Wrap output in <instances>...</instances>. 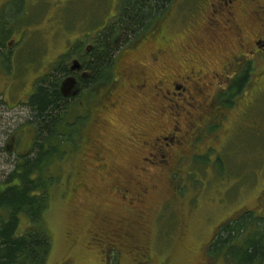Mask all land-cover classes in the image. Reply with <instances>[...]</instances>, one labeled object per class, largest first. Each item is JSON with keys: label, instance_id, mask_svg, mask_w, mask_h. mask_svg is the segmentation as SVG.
Segmentation results:
<instances>
[{"label": "rangeland", "instance_id": "obj_1", "mask_svg": "<svg viewBox=\"0 0 264 264\" xmlns=\"http://www.w3.org/2000/svg\"><path fill=\"white\" fill-rule=\"evenodd\" d=\"M114 1L0 0V29L4 18L11 20V11L20 5L24 9L21 18L12 15L14 24L7 26L0 55V183L17 162V156L11 155L13 149H7L14 143L13 137L29 144L36 136L27 94L36 82L49 79L46 74L67 41L101 32L115 13ZM209 2L174 0L169 4L163 14L164 55L157 63L148 59L156 45L147 34L135 50L126 48L115 54L118 58L112 72L117 81L109 92L115 108L102 112L100 108L87 125L85 119L76 124L79 110L66 114L65 125L77 134L72 142L63 144V160L49 167L45 175L51 180L50 204L44 214L52 238L47 264H137L146 260V264H216L205 246L214 239L211 233L218 231L220 221L245 211L264 216V60L252 63L248 94L235 99L238 107L243 106L258 90L248 115L240 114L244 110H229L236 119L231 136L213 140L208 130L201 141H213L198 144L199 152L187 157L197 149L190 146L192 110L187 112L182 100H192L198 107L202 99L186 78L206 89V84L222 83L228 74L224 66L231 71L239 64L231 59L237 50L231 37L208 38L205 11ZM246 2H237L234 12L247 32L251 23L243 13ZM110 20L114 22L108 24L116 23L114 17ZM123 41L119 37L115 45ZM235 55L239 57L238 50ZM215 73L219 74L216 80ZM142 76L149 79L152 96L159 81L166 90L172 91L168 82H176L185 84L188 91L182 97L165 94L164 99L152 100L130 87L133 78ZM62 79L60 75L59 81ZM111 82L99 87L95 101L107 105L103 94ZM135 83L144 85L142 79ZM209 90L214 96L212 90H219L218 85ZM62 130L65 132L64 127ZM87 139L89 150L84 147L83 152L79 142ZM156 139L159 145H155ZM120 191H127L126 200ZM137 194H142L140 201L130 208L128 200H137ZM117 231L126 236L127 247L113 251L116 247H111L108 238ZM222 251L226 255L229 250Z\"/></svg>", "mask_w": 264, "mask_h": 264}, {"label": "trees", "instance_id": "obj_2", "mask_svg": "<svg viewBox=\"0 0 264 264\" xmlns=\"http://www.w3.org/2000/svg\"><path fill=\"white\" fill-rule=\"evenodd\" d=\"M173 1H114L118 8L116 23L107 28L112 15L107 19L103 32H99V46L93 52L94 62L90 65L99 87L113 79L112 68L118 58L115 54H121L126 48L135 49L143 37H146L145 34L152 32L150 30L154 23L166 13ZM8 5L9 3L4 5L5 10ZM19 7L21 8L11 11L9 22L5 18L3 20L0 29V55L3 54V42L8 35L7 26L14 24L12 15L18 14L21 18L24 13L23 7ZM120 36L125 41L116 46L114 40ZM7 60L10 59L7 57ZM62 64L61 58L53 67L55 75L52 73L47 76L48 80L36 82L34 93L27 103L36 126L33 149L25 157L24 165L19 164L17 158L15 169L0 183V264H46L51 253L52 238L44 220L51 199L48 192L51 180L45 175L48 174L49 167L55 163L58 165L63 160V144L72 142L71 138L76 133L63 121L67 113L75 110L76 104L70 105L59 90V77L65 72ZM245 77L246 73L243 79L236 82V91L241 92L245 87L248 80ZM35 177L36 179H31ZM25 220L29 226L19 235L23 229L21 224ZM221 224L214 239L208 242L213 256L223 257L232 264H264V218L252 211H245L241 215L222 220ZM225 248L229 250L226 255L222 251Z\"/></svg>", "mask_w": 264, "mask_h": 264}, {"label": "flooded vegetation", "instance_id": "obj_3", "mask_svg": "<svg viewBox=\"0 0 264 264\" xmlns=\"http://www.w3.org/2000/svg\"><path fill=\"white\" fill-rule=\"evenodd\" d=\"M218 4H213L212 1L207 5L206 13H207V25L209 28H207V34L208 38L211 41H215L219 38L227 39L231 37L236 45L238 53H240L239 57L236 56V53L234 52L231 56V59L236 60L239 62L237 67L233 68V70L229 71L228 67L223 68L225 72H228V74H224L226 77L222 81L221 84H214L209 83L206 84V89H199L198 85L196 84L192 78H186L189 82H193L195 85L196 95L199 96L200 99H202L201 102H198V107L194 103V101L191 100H182L183 102H186L187 108L185 109L187 112L192 110V112H189V126L194 131H191V134L189 135L190 138V146L193 148V150L196 148L197 151H193L192 155H188L187 157L190 158L195 153L199 152L197 145L208 141L205 139V141H201L203 137H206V132L209 130L210 133H212L213 140L217 138H221L222 136L225 137V139H228L229 136H231L234 128L232 126V123L235 119V113L234 118L230 117V111L233 110H244V112L240 113L243 116H247L249 113V109L252 107V100L253 96L258 90H255L252 92L251 95L248 97V101L245 103V105L238 107L237 102L235 101L236 97L242 96L243 93L248 94L246 92L247 84L250 77L252 76V63H254L257 60H264V0H247L246 5L243 3L244 7H247V10H245L243 13L245 14V20L248 23H251L250 26H248V31H244L242 25H240V21L236 19V9H234V5L237 4V2H240V0H217ZM118 5V2H117ZM214 7L216 9L214 10ZM114 11L115 13L112 14L110 19L114 17H117V7L114 5ZM230 8V9H229ZM211 10H214L211 13ZM235 11V12H234ZM210 13V15H209ZM223 13L222 15H219ZM209 16V17H208ZM216 18V21L215 19ZM113 21L114 20H109ZM116 22V21H115ZM259 23V25H257ZM164 16L159 18V21H156L154 25L152 26V31L148 36L149 40L154 42L156 47L154 48V53L150 54L148 59L151 60V62L157 63V61L162 60V57L164 55L163 51V41H164ZM113 24H108L106 27L114 26ZM257 25V27H256ZM121 30V28H120ZM246 30V29H245ZM103 32V30H101ZM122 33V30L120 31ZM122 37V36H120ZM99 34L93 35L91 34L88 36L85 34V36L82 35L80 38L73 39V42H67L65 46L64 52H60L58 56L55 58L53 65L50 66L46 76L51 75L53 72V67L55 63H57L61 58L63 59L62 66L65 68V72H63L62 80L59 81V90L61 88L62 82H64L68 78H72L75 81V90L77 91L76 96L68 95L64 96L62 94V97L69 103V104H76L77 110L80 111V115L78 118L79 120L75 119L76 124H79L80 122H83L82 119H85V124L92 123V117L94 114L99 113V109L107 110V109H113L117 106L116 103L113 102V94L109 93L110 88L113 86V84L117 81L113 79V81L109 84H107L108 89H106V93L103 94V99L107 100V105L104 104L103 101L96 100V96L98 95L99 86L97 83V77L94 76L90 70V65L94 62L92 56L95 49L99 46ZM124 38H122L123 40ZM147 37H143V39L140 41H146ZM118 38L114 40V42H117ZM140 42L137 44V46L140 44ZM160 43V46H159ZM212 43V42H209ZM136 46V47H137ZM135 50V49H134ZM131 50V51H134ZM242 63V64H240ZM228 66V65H226ZM246 73V77L248 80H246L245 87L239 92L238 90H235L236 82L238 80H241L244 78ZM216 75L213 76L214 80L219 77V74L215 73ZM136 79H142L144 82L143 86H139L135 83ZM133 78V80L130 81V87H135L138 93L142 94L146 97H151L152 100H157L161 96L162 98L165 97V94L168 96L170 94L174 96H181L187 93L188 88L185 87V84H179L176 82H168V84L171 85L172 91L166 90L162 87L164 84L163 82L159 81V86H154L153 88L156 90V93L154 96L149 92V79L145 76V78L138 77ZM198 81V80H197ZM257 82H255L256 85ZM215 85H218L219 90H212L214 92V96H211L210 88L214 87ZM156 87V88H155ZM32 90V91H31ZM29 93L27 94V103L29 100V97L34 93V88L31 89ZM183 96V97H184ZM166 98V97H165ZM164 99V98H163ZM194 100V98H192ZM78 101V102H77ZM74 104V105H75ZM110 104V105H109ZM179 108V107H178ZM194 109L196 112L194 113ZM238 117V116H237ZM236 117V118H237ZM227 124H224V123ZM218 128V130H216ZM252 128L247 129L246 133L250 135L252 132ZM243 133V132H242ZM15 135V134H14ZM245 135V133H243ZM18 136V135H17ZM15 139L14 143L11 145L9 144L7 149L12 151L11 155H16L19 159V164L24 165L25 164V157H27L30 153V151L33 149L34 141L35 139H32V142L29 144H26L24 142H21V138L13 137ZM174 138V137H172ZM17 139V140H16ZM159 140V139H158ZM156 139L155 145H159L158 141ZM212 140V141H213ZM211 141V142H212ZM89 139L82 141L80 140V148H83V152H85V148H87L89 144ZM208 141V143H211ZM82 145H84L82 147ZM85 147V148H84ZM79 148V149H80ZM6 147L4 150H7ZM209 148L204 149L205 152L208 151ZM3 150V149H1ZM89 150V147L87 148ZM34 151V150H33ZM82 152V150H81ZM80 152V153H81ZM201 152V153H205ZM189 154V153H188ZM164 157V155L162 156ZM166 164L169 165L168 160H165ZM15 169V167L12 169V171ZM53 169V168H52ZM11 172V171H10ZM263 190V189H262ZM122 194V200L127 199V191H120ZM260 192V190H259ZM262 192V191H261ZM119 193V192H118ZM146 192H143L145 194ZM129 194V193H128ZM138 197L142 196V194H137ZM259 200V197L257 198ZM135 201H140V197L137 198V200H128V205L133 206V203ZM132 208V207H130ZM262 214V213H261ZM264 215V214H263ZM260 217V216H259ZM261 218H264L261 217ZM224 220V219H223ZM24 224H21V227L23 228L19 235L23 233L24 230L27 229V226L29 224L27 221H24ZM222 223V220L220 221ZM28 224V225H27ZM25 225V228H24ZM222 224L219 226L221 227ZM48 228V227H47ZM215 229H213V233H211V238L215 234ZM50 233V230H49ZM216 235V234H215ZM51 236V234H50ZM110 241L111 247H116V249H112L113 251L120 250L122 247H127V239L126 236H124L122 233H114L111 238H108ZM205 252L208 254L212 253V247L211 244L208 243L206 246ZM109 248V247H108ZM136 250V249H134ZM146 260V259H145ZM213 261L216 262V264H222L225 263V258H221L219 256H213ZM148 261H138L137 264H146ZM149 263V262H148ZM47 264V262H46ZM212 264V263H210Z\"/></svg>", "mask_w": 264, "mask_h": 264}, {"label": "water", "instance_id": "obj_4", "mask_svg": "<svg viewBox=\"0 0 264 264\" xmlns=\"http://www.w3.org/2000/svg\"><path fill=\"white\" fill-rule=\"evenodd\" d=\"M61 93L64 96L73 95L75 96L77 94V91L75 90V81L72 78L66 79L60 88Z\"/></svg>", "mask_w": 264, "mask_h": 264}]
</instances>
